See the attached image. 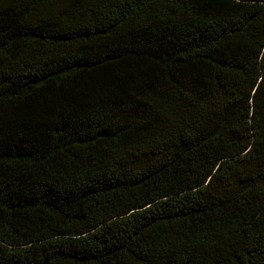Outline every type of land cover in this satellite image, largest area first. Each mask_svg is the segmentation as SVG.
<instances>
[{"label": "trees", "instance_id": "16d2710c", "mask_svg": "<svg viewBox=\"0 0 264 264\" xmlns=\"http://www.w3.org/2000/svg\"><path fill=\"white\" fill-rule=\"evenodd\" d=\"M0 264H264V0H0Z\"/></svg>", "mask_w": 264, "mask_h": 264}]
</instances>
